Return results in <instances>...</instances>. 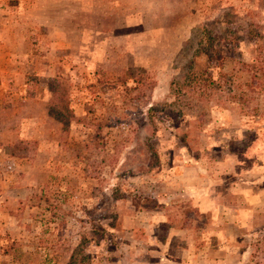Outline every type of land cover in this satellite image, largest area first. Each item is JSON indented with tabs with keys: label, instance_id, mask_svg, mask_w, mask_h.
Wrapping results in <instances>:
<instances>
[{
	"label": "rangeland",
	"instance_id": "obj_1",
	"mask_svg": "<svg viewBox=\"0 0 264 264\" xmlns=\"http://www.w3.org/2000/svg\"><path fill=\"white\" fill-rule=\"evenodd\" d=\"M263 83L264 0H0V264H264Z\"/></svg>",
	"mask_w": 264,
	"mask_h": 264
},
{
	"label": "trees",
	"instance_id": "obj_2",
	"mask_svg": "<svg viewBox=\"0 0 264 264\" xmlns=\"http://www.w3.org/2000/svg\"><path fill=\"white\" fill-rule=\"evenodd\" d=\"M205 53H207V52L205 51ZM189 64L190 65H189L188 69L181 76L182 81L177 80V81L171 83L173 88H178V90H181V87H183V86H190L193 88V90H195V92H196V90H201L202 95H205L206 93H207V95L212 94L216 91L218 93H220L222 91L220 84H217L211 78L205 77L203 72H197L192 66V61H190ZM241 64L247 65L249 67H256V65L254 63H252V64L241 63ZM138 84L141 86H148L149 88H151L153 86V81L151 79H149L148 81H143L142 83L137 81V86H139ZM137 86L135 85L134 87H125V90L128 92V91L132 90V88H136ZM260 89H264V83H263V85L260 86ZM228 94H229L228 98H230V99H236L238 96L237 93L228 92ZM179 138L181 141H184L185 140L184 134L179 135ZM18 143L24 144V145H30V144L37 145V141H28V140H19Z\"/></svg>",
	"mask_w": 264,
	"mask_h": 264
}]
</instances>
